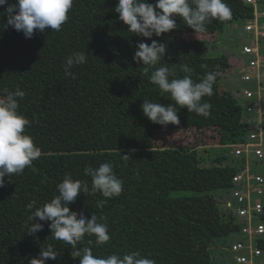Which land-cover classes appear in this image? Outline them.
<instances>
[{"label":"trees","instance_id":"trees-1","mask_svg":"<svg viewBox=\"0 0 264 264\" xmlns=\"http://www.w3.org/2000/svg\"><path fill=\"white\" fill-rule=\"evenodd\" d=\"M117 2L73 0L68 20L60 31L35 32L31 39L10 26L2 27L7 16H0V37L7 40L0 43V95H6L4 88H19L25 95L38 96L34 103H20L18 111L31 121L25 134L42 150L41 157L23 174L11 176L10 181L5 177V186L0 188V207L5 213L0 243L19 247L17 258L0 264H30L49 244L60 255L46 264H80L79 258L71 256L70 245L52 238L50 221L41 222L42 231L28 234L26 225L32 210L27 205L33 200L37 207L49 202L58 194L57 184L65 175L91 186L84 169L98 168L105 162L111 163L123 181L122 193L97 208V201L105 198L81 192L70 209L83 211L88 218L96 214L98 222L107 224L111 238L107 244L97 246L95 236L86 235L77 247H90L93 255L99 257L139 251L141 257L152 259L155 264H235L230 248L232 241L243 238L240 220L219 209L217 220L211 222L208 217L193 214L189 203L193 195L205 193L213 199L214 192L231 185L238 171L233 155L221 154L208 164L202 155L207 149L200 151V145L195 144L160 147L156 134L160 130L194 134L217 129L223 144L237 141L252 130L245 119L242 100L237 98L222 105L204 97L202 102L211 104L208 117L177 106L179 124L162 127L149 121L141 109L143 100L165 105L174 101L167 94L161 97L157 86L150 82L154 69L145 75L142 63L133 61L136 45L141 41L150 44L151 40L128 33V26L113 11ZM148 2L155 4L156 0ZM224 2L231 9L232 18L224 22L213 20L208 26L221 30L240 17L248 20L255 16L254 5L246 0ZM6 7L0 6V13ZM176 22L178 28L174 31L184 25L179 18ZM175 35H179L178 41L182 40L181 32ZM160 42L166 43L167 52L157 67L166 64L179 71V64L185 63L197 73L205 70L201 65H207L206 69L230 66L226 56H186L173 63L170 43ZM200 43L190 42L187 53L192 54L191 50ZM75 52H85L87 63L74 66L70 70L75 76L72 78L65 75L64 66L66 58ZM236 66V79L241 86V74L246 69L241 62ZM256 84L255 80L252 86ZM123 155L130 158L124 160ZM231 237L234 238L230 241ZM183 241L193 242L195 247H179ZM213 244L221 249H215ZM257 244L264 249V237Z\"/></svg>","mask_w":264,"mask_h":264},{"label":"clouds","instance_id":"clouds-1","mask_svg":"<svg viewBox=\"0 0 264 264\" xmlns=\"http://www.w3.org/2000/svg\"><path fill=\"white\" fill-rule=\"evenodd\" d=\"M5 5V12L0 13V16L6 15L7 23L2 27L10 26L22 32L26 39H31L35 32L60 31L68 20L73 0H16L11 4L8 0H0V6ZM113 11L119 14V21L128 26V33L151 40L150 44L141 41L136 45L133 61L142 63L145 75L149 69H154L149 77L150 82L157 86L161 97L167 94L174 101V104L165 105L143 100V115L153 124L162 127L179 124L177 106L180 109L186 108L189 113L210 116L211 104L202 100L213 95V86L219 72L207 71L197 82L192 78L194 69L188 64H179V71L184 73L182 77L166 64L157 67L165 60L167 45L152 38L177 29V18L194 30L195 34L205 33L206 25L213 20H230L232 12L224 0H156L155 4L148 0H118ZM84 63H87L85 52L69 55L64 66L65 75L75 78L70 70ZM201 67L206 69L207 65ZM2 92L6 95H0V188L5 186V177L10 181L11 176L23 174L25 168L42 155L41 148L31 136L25 134V128L31 121L18 111L25 92L19 88L15 91L4 88ZM198 148L201 151V147ZM122 157L124 160L130 158L129 155ZM84 175L91 178V186L86 181L74 180L70 175H65L62 182L57 184L58 194L49 202L37 207V202L33 200L27 205L32 210L26 225L28 234L42 231L44 223L41 222L50 221L48 227L52 238L70 245L71 256L79 258L80 264H155L152 259L141 257L139 251L122 256L113 253L99 257L93 255L90 247H77L86 235L95 236L97 246L107 244L111 237L107 224L98 222L96 214L88 218L83 211L77 213L71 210L70 205L83 192L88 195L99 194L105 198L97 201V208H102L108 199L119 196L123 190V181L117 177L111 163H101L98 168L86 167ZM59 255L49 244L47 248H41L38 257L32 258L30 264H46L48 260L55 261Z\"/></svg>","mask_w":264,"mask_h":264},{"label":"built area","instance_id":"built-area-1","mask_svg":"<svg viewBox=\"0 0 264 264\" xmlns=\"http://www.w3.org/2000/svg\"><path fill=\"white\" fill-rule=\"evenodd\" d=\"M246 2L257 9L254 18L249 19L252 21L245 25L250 39L238 56L247 70L241 74L244 85L238 94L244 100L245 119L252 130L239 140L221 146L230 149L238 171L220 202L224 205L222 210L233 213L243 224L240 231L243 238L231 242L235 264H264V249L257 244L264 237V172L256 170L264 164V8H261L264 0ZM255 80L257 84L252 86Z\"/></svg>","mask_w":264,"mask_h":264},{"label":"rangeland","instance_id":"rangeland-1","mask_svg":"<svg viewBox=\"0 0 264 264\" xmlns=\"http://www.w3.org/2000/svg\"><path fill=\"white\" fill-rule=\"evenodd\" d=\"M257 7H255V10ZM252 20H244L243 17H240L238 21L226 25L223 29L216 30L211 26L206 25L205 33L195 34L194 30L186 27V25L180 26L178 30H172L169 33L162 34L161 37H155L159 41H166L170 43V49L172 52V62H176L178 58L182 57H224L226 56L229 60L230 66L227 68L221 69H205L202 72H193L192 78L194 81H199L205 75L207 71H218L219 76L213 86V95L210 97L212 103H220L226 105L227 103L235 102V99L239 98L237 87H239V82L236 79L238 72V66L236 64L240 63L238 54L241 51V48L246 40H249L250 37L248 32L245 29L247 22ZM181 32V41H178L179 35ZM7 41L6 38L0 37V43ZM196 41L201 42L200 46L191 50V53H187V45L190 42ZM247 42V41H246ZM249 42V41H248ZM193 48V47H192ZM237 54V55H236ZM242 63V62H241ZM178 76L182 77L184 73L176 71ZM38 100V96L35 94H27L24 96L23 100L20 103H34ZM244 100L242 99V103ZM157 145L160 147H176L179 145H200L201 150H208L206 154L202 153L206 158H204L205 163H213L216 157L221 154L232 156L230 149L220 148L224 145L221 142V133L217 129H207L203 132H195L192 134L191 131L182 130L177 131H164L160 130L156 134ZM195 137V138H194ZM75 146H72V149H75ZM208 155V156H206ZM256 170L264 172V164L256 167ZM178 194V193H177ZM213 195V192H211ZM226 194V190L220 189L217 192H214V197L207 196L205 193L193 195L189 201L193 214L199 217L209 218L211 222L217 220L219 209L221 210L224 205H221L219 201V196ZM5 213L0 207V228H2V223L4 222ZM231 237L229 240L231 241ZM217 245V244H216ZM215 249H221L220 246H215ZM179 247L185 248H194L195 243L193 242H180ZM19 247L17 245H10L5 243H0V263L8 261L19 256Z\"/></svg>","mask_w":264,"mask_h":264}]
</instances>
